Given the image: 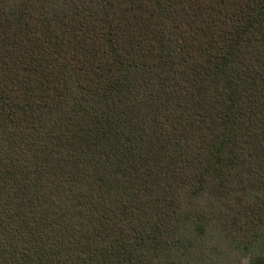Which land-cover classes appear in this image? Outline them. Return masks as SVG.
<instances>
[{
	"label": "trees",
	"instance_id": "trees-1",
	"mask_svg": "<svg viewBox=\"0 0 264 264\" xmlns=\"http://www.w3.org/2000/svg\"><path fill=\"white\" fill-rule=\"evenodd\" d=\"M229 252L264 264V0H0V264Z\"/></svg>",
	"mask_w": 264,
	"mask_h": 264
},
{
	"label": "rangeland",
	"instance_id": "rangeland-1",
	"mask_svg": "<svg viewBox=\"0 0 264 264\" xmlns=\"http://www.w3.org/2000/svg\"><path fill=\"white\" fill-rule=\"evenodd\" d=\"M229 257L228 255H226L225 257L228 259L227 261H230L232 264H236L237 262H241V264H245L246 260L245 259H241L239 260V256L237 254H235L234 252H229Z\"/></svg>",
	"mask_w": 264,
	"mask_h": 264
}]
</instances>
